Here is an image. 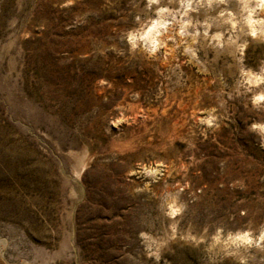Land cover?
I'll use <instances>...</instances> for the list:
<instances>
[{"label": "rangeland", "instance_id": "obj_1", "mask_svg": "<svg viewBox=\"0 0 264 264\" xmlns=\"http://www.w3.org/2000/svg\"><path fill=\"white\" fill-rule=\"evenodd\" d=\"M259 94V5L0 0V264H264Z\"/></svg>", "mask_w": 264, "mask_h": 264}, {"label": "bare ground", "instance_id": "obj_2", "mask_svg": "<svg viewBox=\"0 0 264 264\" xmlns=\"http://www.w3.org/2000/svg\"><path fill=\"white\" fill-rule=\"evenodd\" d=\"M212 1V0H210ZM244 4H247L248 6L251 5V4H256V5H259L261 6L262 8H264V0H253V3H251V0H242ZM249 18H251V16L249 15ZM151 33V30H149L148 32H146V35L149 36ZM248 80L250 82H253V83H256L259 81V78H254V77H251L249 76L248 77ZM264 96L262 94H259V95H256L254 100H256L257 102H260L262 101L264 98ZM84 152H81V151H74L72 150L71 151V154L74 156L76 162L79 164V165H83V162H84V155H83ZM85 165V164H84ZM250 237L248 236H244V240L246 241H249ZM35 250H37V253L43 258L45 259V263H46V258L49 257V258H54L56 255H58V252L56 251H50L48 250L47 248L43 247V246H38Z\"/></svg>", "mask_w": 264, "mask_h": 264}]
</instances>
